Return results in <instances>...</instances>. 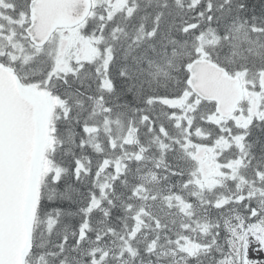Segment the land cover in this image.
<instances>
[{"label":"snow or ice","instance_id":"snow-or-ice-1","mask_svg":"<svg viewBox=\"0 0 264 264\" xmlns=\"http://www.w3.org/2000/svg\"><path fill=\"white\" fill-rule=\"evenodd\" d=\"M0 264H264V0H0Z\"/></svg>","mask_w":264,"mask_h":264}]
</instances>
